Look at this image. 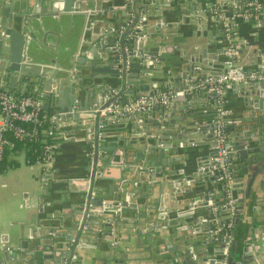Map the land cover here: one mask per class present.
<instances>
[{
	"label": "water",
	"instance_id": "water-1",
	"mask_svg": "<svg viewBox=\"0 0 264 264\" xmlns=\"http://www.w3.org/2000/svg\"><path fill=\"white\" fill-rule=\"evenodd\" d=\"M156 1L0 0V87L15 93L41 91L43 109L51 108L49 114L55 116V132L64 125L82 129L89 168L85 184L73 189L76 202L68 210L63 208L67 204L54 208L38 227L29 224L24 244L10 253L1 244L0 264H159L155 256H141L139 249L166 237L174 250L166 264H223L222 246L229 237L213 226L228 219L224 187L212 181V173L196 171L208 164V156L202 153L189 164L181 152L189 141H213L210 134L201 135L199 126V108L206 99L213 108L209 94L191 88L144 112L100 111L109 103L122 105L166 88L185 89L203 76L218 74L210 60L224 47L208 53L213 40L179 55L176 68H158L165 60L161 53L177 46L167 30L174 22L158 12ZM256 2L264 26V0ZM158 69L165 76L160 84L152 79ZM254 69L263 70L264 63ZM236 90L242 106L225 125L231 143L229 187L235 198L225 261L250 264L247 253L234 258L232 238L238 225L264 227V208H259L264 206V82ZM111 119L126 126V151L106 139ZM108 165L116 170L111 182L105 179ZM49 177L43 176L44 188ZM215 188L221 189L212 199L217 211L200 222L190 206L204 207L207 215L205 190ZM54 200H41V207ZM176 223L180 225L174 230L167 228Z\"/></svg>",
	"mask_w": 264,
	"mask_h": 264
},
{
	"label": "crops",
	"instance_id": "crops-1",
	"mask_svg": "<svg viewBox=\"0 0 264 264\" xmlns=\"http://www.w3.org/2000/svg\"><path fill=\"white\" fill-rule=\"evenodd\" d=\"M209 2L210 0H188L185 3L179 0L156 1V4L161 6L158 12L167 20L174 22L173 26L167 30L174 33L172 43L178 47L173 52L161 53L165 60L158 65V68L160 66L176 68L181 61L179 55L192 53L193 50L203 46L208 40H213L207 46L208 53H212L216 46L224 45L223 28L221 23L209 12L207 8ZM235 21L236 31L231 41L235 44L237 63L245 70L260 67L264 63V59H261L264 56L263 22L252 19L244 20L240 17H236ZM47 40H53V37L49 36ZM222 53L223 51L219 52L215 59L210 60L211 65L209 67L211 70L221 68ZM160 69L154 70L152 73L153 82L158 84L165 80L163 69ZM236 89L229 87L225 90V104L229 110L228 117L230 118L236 116L242 106L241 98ZM209 104L210 102L206 99L199 108L200 114H202L200 116L203 119L210 117L213 112H211L213 108ZM50 109L44 110L49 114ZM122 124L111 119L106 124V139L109 143L115 142L117 144L113 145L115 148L119 147L126 151L122 141L128 136V131H125L126 126H122ZM58 129V132H55L59 138L57 139L58 148L48 164H42L35 160L26 161L20 149L7 151L8 156L14 159V162L12 166L0 171V247L1 244L8 246L10 248V250L7 249L8 253L17 246L24 244V239L28 235L29 224L32 223L35 226L38 223L42 224L45 217L54 211V208L59 209L63 204H67L63 208L68 210L70 205L78 199V197L75 198L73 189L85 184L84 177L89 168L85 162L86 144L83 140V131L75 125L59 126ZM66 130L68 133L63 134L62 131ZM210 145V139L203 138L195 145L187 144L181 147V152L185 154V157H188V163L192 164L196 157L207 154ZM113 154L114 159L118 160V151L113 152ZM106 168L107 176L105 179L111 182L112 176L116 173L115 167L108 165ZM46 175H50V177L47 178L44 188L42 186L43 176ZM51 199L55 200L50 206L43 205L41 207V200L46 202ZM259 208H264V206L260 205ZM193 210L196 215H205L207 212V209L202 206L195 207ZM257 215L262 214L258 212ZM179 225L180 223H176L167 228L172 231ZM249 225H238L234 230L232 254L236 260H239L241 255L247 253L252 258L250 264H264L263 224L258 225L255 229L251 227L252 223ZM171 243L172 241L166 237L163 241L149 244L152 246L151 248L139 249L141 250L140 254L141 256L149 255L150 259L155 256L158 258L156 260L159 264H166L169 257H173L171 256L172 252L174 253L173 248L171 249ZM143 264H145V260H143Z\"/></svg>",
	"mask_w": 264,
	"mask_h": 264
},
{
	"label": "built area",
	"instance_id": "built-area-1",
	"mask_svg": "<svg viewBox=\"0 0 264 264\" xmlns=\"http://www.w3.org/2000/svg\"><path fill=\"white\" fill-rule=\"evenodd\" d=\"M243 5L245 8L237 10ZM209 12L220 23L224 31V50L221 68L216 75H206L199 78L193 86H187L185 89L173 91L166 88L156 91L152 94H141L129 103L119 105L118 103H109L100 111H107L118 115L129 114L133 111L144 112L152 105H166L171 97L186 92L187 89H194L196 92H206L209 94L213 103V112L208 120L202 119L199 126L202 127L201 135L210 134L212 143L206 154L208 164L199 165L196 171L209 172L214 175L212 181L222 185L224 188L225 199L223 206H228V219L221 227L213 226V231L220 230L223 236L230 239L228 230L232 227L230 218L234 213L235 198L231 196L229 184L232 181V168L229 159L231 143L226 139L225 125L230 121L229 110L226 107L225 90L229 87L246 85L250 82L263 81L264 69L245 70L235 59V44L231 41L236 31V17L244 20H259V4L256 0H244L238 3L237 0H210L207 6ZM154 85V84H153ZM43 94L41 91L15 93L0 87V157L5 150L13 145V138L16 140L30 139L38 134L45 136L52 135L55 132V116L47 114L42 107ZM47 119L50 124L46 127H40L43 120ZM199 126L196 128L198 129ZM43 141L41 150L36 154L35 161L42 164H48L55 151L58 148V140ZM190 146L197 144L194 141L186 143ZM179 147L182 142L177 143ZM27 161V160H26ZM186 183L189 180H185ZM220 188L206 189L208 195L209 213L206 215H197L200 222L208 221L209 216H214L217 207L213 204V195H218ZM195 207L190 206L193 210ZM229 239L224 240L222 246L223 264H226L227 249ZM8 250L10 248L7 247Z\"/></svg>",
	"mask_w": 264,
	"mask_h": 264
},
{
	"label": "trees",
	"instance_id": "trees-1",
	"mask_svg": "<svg viewBox=\"0 0 264 264\" xmlns=\"http://www.w3.org/2000/svg\"><path fill=\"white\" fill-rule=\"evenodd\" d=\"M243 1L244 0H237L238 3H243ZM244 8L245 7L241 5L237 10L240 11ZM49 124L50 122L45 119L41 122L40 127H46ZM42 137H45L46 141L59 139L55 132L49 136L38 134L36 137H32L30 139L16 140L13 138V145L8 150L17 151L20 149L23 152L25 159L28 162H32L35 160L36 154L41 150V145L43 143L41 140ZM8 150H5L3 155L0 157V171L13 165L14 159H11L8 156Z\"/></svg>",
	"mask_w": 264,
	"mask_h": 264
}]
</instances>
